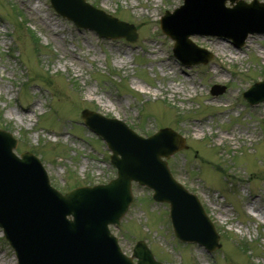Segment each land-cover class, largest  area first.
<instances>
[{
	"label": "rangeland",
	"instance_id": "1",
	"mask_svg": "<svg viewBox=\"0 0 264 264\" xmlns=\"http://www.w3.org/2000/svg\"><path fill=\"white\" fill-rule=\"evenodd\" d=\"M85 1L134 25L136 41L78 29L49 0H0V128L18 140L15 152L38 156L52 186L66 192L116 174L110 151L83 125L79 111L123 121L142 137L170 128L184 137L186 149L167 159L168 169L198 197L221 246L209 254L180 243L168 205L134 184L127 214L111 227L122 251L130 255L142 240L163 264H264V103L250 106L241 97L263 78L264 35L249 36L240 49L220 38L224 52L212 44L218 37L192 36L213 58L188 68L172 55L173 42L159 27L160 17L182 0ZM29 5L46 25L33 21ZM156 45L162 52L150 53ZM215 84L225 92L210 95ZM0 264H17L1 229Z\"/></svg>",
	"mask_w": 264,
	"mask_h": 264
},
{
	"label": "water",
	"instance_id": "2",
	"mask_svg": "<svg viewBox=\"0 0 264 264\" xmlns=\"http://www.w3.org/2000/svg\"><path fill=\"white\" fill-rule=\"evenodd\" d=\"M50 1L59 15L77 27L110 39L136 38L133 26L91 8L84 0ZM228 1L236 5L231 9L224 7L225 0H184L174 13L162 17L161 29L176 41L173 55L182 65L205 64L211 58L192 44L190 35L223 36L239 48L248 34L264 33V4ZM223 91L218 86L212 88L213 95ZM243 96L250 104L264 102V81ZM80 117L107 143L117 177L107 185L77 188L64 196L50 187L33 155L13 156L16 141L0 131V227L18 264H133L121 254L108 230V225H118L128 210L132 181L151 188L155 201L170 204L173 231L181 241L197 242L208 251L219 247L218 236L196 197L172 179L161 159L184 147L179 135L165 128L143 139L118 120L87 110ZM133 256L135 264H160L142 242L135 246Z\"/></svg>",
	"mask_w": 264,
	"mask_h": 264
},
{
	"label": "bare ground",
	"instance_id": "3",
	"mask_svg": "<svg viewBox=\"0 0 264 264\" xmlns=\"http://www.w3.org/2000/svg\"><path fill=\"white\" fill-rule=\"evenodd\" d=\"M153 1L156 2V0H153ZM26 11H29V13L32 14L33 21H36L38 24L42 22V23H44L46 25L48 23V21L46 19H43L42 17H40V15L38 14V12L32 6H30V5L27 6V10ZM45 31H47L49 34L56 33V31L52 27H50V26H47V28H46ZM212 44H214L216 47H218L221 52H224L226 50L225 44L222 42L221 39L214 40ZM159 45H156L157 48H151V47H149L150 48V49H148L149 52L152 53V54H159V53H161L162 51H161V48H160ZM229 55L232 58H236V56H234L231 53H229ZM69 56L72 57L73 56V53H71ZM161 59H162V62H164V59L163 58H161ZM171 90L173 92H177V89L175 87H174V89L172 88ZM191 90L193 91V88Z\"/></svg>",
	"mask_w": 264,
	"mask_h": 264
},
{
	"label": "trees",
	"instance_id": "4",
	"mask_svg": "<svg viewBox=\"0 0 264 264\" xmlns=\"http://www.w3.org/2000/svg\"><path fill=\"white\" fill-rule=\"evenodd\" d=\"M31 37L33 39L34 44L37 45L38 44V41L36 40V38L34 36H32V35H31Z\"/></svg>",
	"mask_w": 264,
	"mask_h": 264
}]
</instances>
